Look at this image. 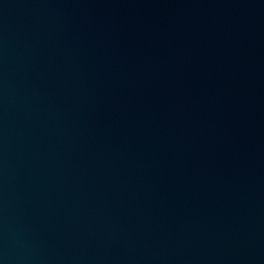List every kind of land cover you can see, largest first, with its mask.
<instances>
[{"label": "water", "instance_id": "obj_1", "mask_svg": "<svg viewBox=\"0 0 264 264\" xmlns=\"http://www.w3.org/2000/svg\"><path fill=\"white\" fill-rule=\"evenodd\" d=\"M0 264H264V0H0Z\"/></svg>", "mask_w": 264, "mask_h": 264}]
</instances>
